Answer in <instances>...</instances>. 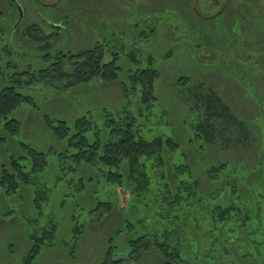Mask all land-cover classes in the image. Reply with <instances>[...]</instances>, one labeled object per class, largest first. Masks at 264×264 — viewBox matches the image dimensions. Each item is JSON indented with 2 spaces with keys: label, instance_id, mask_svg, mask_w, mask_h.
<instances>
[{
  "label": "rangeland",
  "instance_id": "1",
  "mask_svg": "<svg viewBox=\"0 0 264 264\" xmlns=\"http://www.w3.org/2000/svg\"><path fill=\"white\" fill-rule=\"evenodd\" d=\"M42 1L54 2L17 0L23 8L21 18L13 0H0V90L14 86L31 98L9 115L19 119L22 128L19 135L0 141V169L2 163L8 162L9 154L18 150L19 142L31 144L48 154L49 165L43 178L51 188L38 224L29 218L38 217L40 213L29 205L27 209H23L26 205L19 206L16 211L0 216V264H23L31 244L30 232L49 227L50 220L58 222V230L55 241H47L50 245L57 244L42 248L32 264H97L107 248V229L119 228L127 216L117 213L100 226L95 217L94 225L87 230L83 227L74 241L72 231L76 220L85 223L89 204L96 203L92 202V196L98 194L102 201L119 198L124 205L125 201L129 202L128 195L116 192L115 186L106 183L97 170L91 172L88 166L72 160L63 164L59 154L70 147L67 140L56 138L46 128L45 114L66 120L73 129L75 120L83 115L92 116L95 124L102 127L106 111L116 117L136 113L139 124L148 127L152 137L173 135L182 145V151L187 152V140L192 134L189 129L191 103L183 91L186 85H177L176 81L189 76V88L197 91V85L202 84L204 91L214 90L223 103L229 105L234 117L242 121L243 137L247 141L239 152L235 147L222 150L217 147L209 158L197 155L198 172L220 159L231 157L234 162L251 165L263 156L264 0H232L212 21L194 19L198 29L203 27L207 36L203 34L205 36L192 44L182 24L187 17H192L191 13L185 14L189 13L186 10L191 4L189 0H60L56 5H46ZM30 26L50 35V47H41L25 38V29ZM151 28H155L154 31L151 32ZM99 42L105 44L106 62L118 57L119 78L127 85L126 95L122 96L119 82L108 84L95 79L78 88H68L64 84L68 82L66 79H41L40 71L54 61L46 60L47 52L56 53L62 49L78 52ZM132 51L139 62L129 59ZM148 68L160 70L152 114L144 108L142 84L133 83L129 78L137 69ZM189 97L195 103V96ZM146 114L149 115L147 119ZM174 156L173 159L180 162L181 155L177 152ZM63 166L67 169L64 173ZM201 179L205 185V179ZM85 182L86 188L80 189ZM89 185L92 187L88 188ZM13 203L19 204L18 201ZM146 206L142 210L130 206L132 212L128 217L131 221L145 216L148 226L154 225L160 231L174 226L171 212L159 207L153 209L150 204L145 210ZM206 228L207 225L199 228L201 232L196 233V239L191 240L186 252L196 264H264V209L250 215L245 222L246 229L241 230L243 238L239 240L242 247L237 249L241 259L239 257L237 262L232 260H237V256H224L221 252L217 258L212 256L211 249L218 243L215 242L217 238L211 236L222 231L229 235L239 228V223L228 221L224 230L218 228L210 234H206ZM254 241L261 243L255 245ZM205 251L213 261L203 256ZM127 253L125 243L120 242L117 254L126 256Z\"/></svg>",
  "mask_w": 264,
  "mask_h": 264
},
{
  "label": "trees",
  "instance_id": "2",
  "mask_svg": "<svg viewBox=\"0 0 264 264\" xmlns=\"http://www.w3.org/2000/svg\"><path fill=\"white\" fill-rule=\"evenodd\" d=\"M189 1L191 4L186 8L189 13L185 14L191 13L192 17H187L182 24L185 25L184 29L192 44L194 40L206 34L203 27L198 29L196 20L212 21L214 18H202L194 8V0ZM224 1L199 0L198 5L204 14L209 15L216 12ZM154 29L151 28V32ZM24 36L41 47H50V35L33 26L25 29ZM105 56V44L102 42L78 52L63 49L56 53L47 52L46 60L54 61L40 71V77L51 80L66 79L68 82L64 84L68 88H78L95 79L108 84L119 82L122 96L126 95L127 85L119 78L121 66L118 64V57L115 56L112 61L106 62ZM128 57L139 62L134 51L130 52ZM158 77L160 70L156 68L137 69L129 76L133 83L142 84L144 108L150 114L157 99L154 89ZM189 81V76H182L176 84L186 85L183 91L191 103L189 129L192 134L187 140V152L190 153L182 151V145L173 135L152 137L149 134L150 129L139 124V116L136 113L116 117L106 111L102 127L95 124L92 116L83 115L75 120L73 129L64 119L44 115L46 128L56 138L67 140L70 147L59 154L63 164L72 160L88 166L91 172L97 170L103 175L106 183L115 186L116 192L118 190L124 193L125 197L128 195L129 202L125 201L124 205L119 198L102 201L98 194L92 196V202L96 203L89 204L90 208L86 211L87 221L81 223L76 220L72 231L74 241L82 233L83 227L87 230L94 225L95 217L100 226L106 224L105 221L112 215H127L122 219L119 228L107 229V248L97 264H196L186 256V252L191 240L196 239V233L201 232L199 228L207 225L206 234H210L209 232L213 233L218 228L224 230L228 221L235 225L239 223V231H232L229 235L222 231L219 235L211 236L220 240L219 242L215 239L218 245L214 244L216 246L212 247V256L217 258L221 252L224 256L238 257L237 249L241 250L242 247L239 240L243 238L241 230L245 228V222L250 215L256 212L259 214V211L264 209V148L263 156L251 165L234 162L233 159L231 161L230 157L210 162L203 172H198L197 155L199 158L205 155L209 158L217 147L221 148L220 150L235 147V151L239 152L241 145L247 141L243 137L242 121L234 117L229 105L224 104L214 90L204 91L202 84L197 85V91L189 88ZM189 96H195V103H192ZM27 100L31 101V98L24 96L14 86L0 90V141H7L8 137L13 138L20 134L21 121L9 115ZM145 117L147 119L149 115L146 114ZM177 152L181 155L180 162L173 159ZM7 160L8 162L2 163L0 169V216L16 211L15 208L19 206L26 205L23 209H27L29 205L40 213L38 217L29 218L30 221H35L36 225L42 217V208L48 203L51 191L43 178V173L49 165L48 154L31 144L19 142L18 150L11 152ZM66 170L63 166L62 173ZM201 177L205 179V185ZM86 186V182L82 183L80 189ZM91 187L92 185L88 186ZM14 201L19 204L13 203ZM146 201L147 206L150 204L153 209L159 207L167 213L171 212L174 226L165 227L160 231L154 225L148 226L145 216L136 217V220L131 221L128 217L130 211L132 212L130 206H137L142 210ZM6 206L9 209L5 210ZM49 224V227L43 226L30 232L31 244L23 264H32L42 248L57 244L50 245L47 240L55 241L58 222L50 220ZM120 242H124L128 248L126 256L117 254ZM260 243L254 241L255 245ZM66 244L70 245L69 242ZM207 253L205 251L203 256L213 261L214 258ZM242 256L246 257L247 253ZM239 257L237 260L232 258L233 262H237ZM204 263L207 262L200 264Z\"/></svg>",
  "mask_w": 264,
  "mask_h": 264
},
{
  "label": "water",
  "instance_id": "3",
  "mask_svg": "<svg viewBox=\"0 0 264 264\" xmlns=\"http://www.w3.org/2000/svg\"><path fill=\"white\" fill-rule=\"evenodd\" d=\"M16 4H17V6H18V8H19V10H20V13H21V18L23 17V8H22V6L17 2V0H13ZM60 0H56L55 2H52V3H45L46 5H56V4H58V2H59ZM198 1L199 0H194V8H195V10H196V12L202 17V18H205V19H212V18H215V17H217V16H219L220 14H222L223 13V11L227 8V6L229 5V3L231 2V0H225L224 2H223V4L221 5V7L216 11V12H214V13H212V14H209V15H206V14H204L201 10H200V8H199V5H198ZM43 2V1H42ZM44 3V2H43Z\"/></svg>",
  "mask_w": 264,
  "mask_h": 264
},
{
  "label": "flooded vegetation",
  "instance_id": "4",
  "mask_svg": "<svg viewBox=\"0 0 264 264\" xmlns=\"http://www.w3.org/2000/svg\"><path fill=\"white\" fill-rule=\"evenodd\" d=\"M56 0H54V2H55ZM45 3V2H44ZM34 28H36L35 26H33Z\"/></svg>",
  "mask_w": 264,
  "mask_h": 264
}]
</instances>
